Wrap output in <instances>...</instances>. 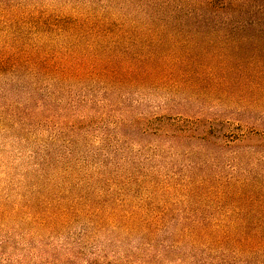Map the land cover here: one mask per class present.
Segmentation results:
<instances>
[{"label": "rangeland", "instance_id": "obj_1", "mask_svg": "<svg viewBox=\"0 0 264 264\" xmlns=\"http://www.w3.org/2000/svg\"><path fill=\"white\" fill-rule=\"evenodd\" d=\"M143 18L138 0H0V264L242 259L192 234L194 221L223 217L215 204L161 181L191 173V164L196 171L202 160L209 173H227L238 149L244 157L263 139L234 130L246 134L222 150L213 144L189 155L195 142L170 147L167 139L143 135V125H131L137 116H152L162 119L154 127L171 129L164 118L200 109L187 93L59 82L25 64L34 45L59 60L122 53L129 43L119 48L116 38L141 29ZM205 103L209 115L236 111ZM145 178L146 184L135 182Z\"/></svg>", "mask_w": 264, "mask_h": 264}, {"label": "trees", "instance_id": "obj_2", "mask_svg": "<svg viewBox=\"0 0 264 264\" xmlns=\"http://www.w3.org/2000/svg\"><path fill=\"white\" fill-rule=\"evenodd\" d=\"M139 2L143 26L135 25L116 38L118 47L129 43L122 53L114 48L108 58L88 59L83 54V59L59 60L34 45L25 64L31 72L59 82L91 79L118 90L162 87L187 93L200 109L164 118L171 129L154 127L162 119L152 116H137L131 125H143V135L167 139L170 147L195 142L189 155L213 144L222 150L246 133L264 140V0ZM207 100L236 111L209 115L202 105ZM245 128L246 133L233 132ZM248 149L244 157L236 151L227 173L218 170V162V171L209 173L208 161L202 160L196 171L191 164V173L175 172L161 183L215 204L223 215L194 221L192 234L198 240L231 249L242 258L238 264H264V145Z\"/></svg>", "mask_w": 264, "mask_h": 264}]
</instances>
